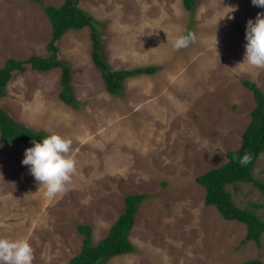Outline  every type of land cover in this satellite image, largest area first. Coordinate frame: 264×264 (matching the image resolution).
I'll return each instance as SVG.
<instances>
[{
    "label": "rangeland",
    "instance_id": "obj_1",
    "mask_svg": "<svg viewBox=\"0 0 264 264\" xmlns=\"http://www.w3.org/2000/svg\"><path fill=\"white\" fill-rule=\"evenodd\" d=\"M63 1L0 0V68L8 59L48 56L44 6ZM195 1L193 13L183 0L78 3L99 23L100 54L113 70L157 68L127 79L120 95L105 90L91 60L88 28L70 30L57 42V57L70 68L75 107L58 98L60 69L41 73L27 66L12 74L1 109L16 125L70 139L68 155L76 161L66 191L47 199L21 164L32 146L0 143V238L27 240L32 264H69L81 251L80 225L91 227L96 245L129 195L146 198L129 234L134 251L106 264H264V234L260 247L242 244L246 227L205 206V190L196 183L241 144L255 107L242 81L264 93V69L242 63L246 22L264 8L251 0ZM187 33L194 42L174 48ZM253 176L264 183V153ZM228 190L239 208L264 219V192L243 183Z\"/></svg>",
    "mask_w": 264,
    "mask_h": 264
},
{
    "label": "trees",
    "instance_id": "obj_2",
    "mask_svg": "<svg viewBox=\"0 0 264 264\" xmlns=\"http://www.w3.org/2000/svg\"><path fill=\"white\" fill-rule=\"evenodd\" d=\"M81 0H64L60 7L44 6V13L51 25V39L46 46L47 57L32 56L24 61L8 59L0 68V100L6 95V87L14 72H25L28 66L31 70L45 73L53 69L61 71V92L58 98L64 104L75 107L76 100L70 83L71 72L69 65L57 57V42L70 30L80 31L88 28L91 32L92 43L91 60L99 70L105 90L112 96L120 95L127 79L157 72L155 66L140 67L133 70H113L100 54L99 32L96 26L99 23L86 15L78 8ZM185 9L193 13L195 0H183ZM245 89L249 90L254 98L255 107L250 114V123L241 136V144L234 151L225 154L226 163L216 169H211L196 178V183L205 190L204 205L214 207L225 221L237 222L246 227V234L242 244L255 243L260 247L261 237L264 234V219L248 209L239 208L233 200L228 187L240 183L251 184L264 192V183L257 181L253 170L259 157L264 153V93L253 82L242 81ZM47 135L34 132L21 125H16L0 107V143L2 145L17 141L20 144L33 146V140H42ZM245 153L252 155V161L241 166L234 156L242 157ZM144 195H129L124 199V212L110 227L108 234L96 245L91 244L92 229L87 225L77 227L78 233L84 237L81 251L73 257L69 264H106L116 256L130 254L134 247L129 239L130 231L139 205L145 200ZM260 208V206H255ZM240 264H263L259 259L249 260Z\"/></svg>",
    "mask_w": 264,
    "mask_h": 264
},
{
    "label": "clouds",
    "instance_id": "obj_3",
    "mask_svg": "<svg viewBox=\"0 0 264 264\" xmlns=\"http://www.w3.org/2000/svg\"><path fill=\"white\" fill-rule=\"evenodd\" d=\"M255 7L264 8V0H251ZM234 12L235 7L231 8ZM232 19L231 16L228 17ZM246 44L242 63L254 69H264V13H257L254 19H249L245 26ZM192 33L181 35L174 40V48L182 49L194 42ZM215 37V51H216ZM217 53V51H216ZM218 56V53H217ZM32 147L25 149L21 161L27 166L30 175L44 187V196L54 199L66 191L76 173V161L69 157L72 141L58 134H51L42 140H33ZM241 166L252 161V155L245 153L242 157L234 156ZM33 249L27 240H10L0 238V264H32Z\"/></svg>",
    "mask_w": 264,
    "mask_h": 264
}]
</instances>
